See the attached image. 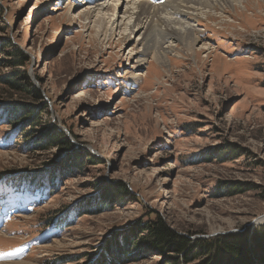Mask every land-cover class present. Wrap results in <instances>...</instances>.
<instances>
[{"label":"rangeland","instance_id":"1","mask_svg":"<svg viewBox=\"0 0 264 264\" xmlns=\"http://www.w3.org/2000/svg\"><path fill=\"white\" fill-rule=\"evenodd\" d=\"M89 1L0 0V66L8 52L27 54L21 84L47 103L36 104L33 127L29 113L13 120L0 100V264H97L125 236L134 259L125 264H162L132 231L156 216L192 242L263 227L264 0L211 21L187 16L212 57L176 47L182 56L169 54V67L153 66L156 50L131 54L138 36L120 44L119 31L104 41L85 29L78 14ZM50 125L95 161L73 168L71 152L39 148ZM46 172L52 188L33 179ZM117 184L131 195L100 198Z\"/></svg>","mask_w":264,"mask_h":264},{"label":"trees","instance_id":"2","mask_svg":"<svg viewBox=\"0 0 264 264\" xmlns=\"http://www.w3.org/2000/svg\"><path fill=\"white\" fill-rule=\"evenodd\" d=\"M6 55L5 65L0 68H10L12 72L0 76V100L6 101L5 105L13 120L22 113H29L30 116L27 117L29 123L36 127L40 110L36 104L39 103L46 109L47 103L37 88L29 89L21 84V79H26L27 76L20 70L27 66L30 59L20 50L8 52ZM16 124L18 122L14 123V125ZM51 143L64 152H71L75 161L73 168L79 165L78 161L84 156L95 161L88 153L76 149L66 135L52 125L44 128L38 147L47 148ZM58 170L61 173V169ZM33 179H37L42 186L50 185L52 188L55 175L46 172L38 177H33ZM102 192L104 197L101 195L100 198L110 201L131 195L127 187L118 184L114 187H106ZM114 193L116 194L113 195ZM74 213L75 210H71L64 219H70ZM148 217L150 218L151 215ZM132 231L134 236H139V241L147 247L148 251L164 259L162 264H264V226L253 232L218 237L213 241L192 242L189 238L170 229L160 216H156L146 222L138 221L132 227ZM126 238L125 243L122 244L117 239L110 242L105 256L101 257L97 264H125L126 261L134 260L130 257L132 254L127 250L130 247V242Z\"/></svg>","mask_w":264,"mask_h":264},{"label":"bare ground","instance_id":"3","mask_svg":"<svg viewBox=\"0 0 264 264\" xmlns=\"http://www.w3.org/2000/svg\"><path fill=\"white\" fill-rule=\"evenodd\" d=\"M120 1L122 2L119 3ZM125 1H89L88 4H85V6L89 5V7L82 8L81 13L78 14V18L86 22L85 29L94 31L95 37L98 39L105 36V39L103 38L104 41L106 39L111 41L117 31L123 35V41L120 44L124 41H130L132 35L138 36L137 40L133 43L134 47L130 53L132 54L138 46L143 48L141 53L137 52L138 57L139 55L140 57H146L151 54L152 50H156V52H153L156 55V62L153 66L163 65L167 67H169L170 62L169 54L174 52L175 57L182 56V53L177 49L179 47L182 48H179V50H186L191 55L197 57L204 55V63L212 57V51L200 41L201 39L197 38L194 25H192L193 22L191 23L186 18L187 16L198 18L201 15L206 17V20L211 21L215 20L218 12L223 14L228 7H232V11L234 12V10L241 9L242 5V0H156L163 3L160 4L163 6L155 9L151 8L147 2L135 0L134 4L128 5L130 8L127 7L129 8L128 11H125L123 14L130 17L124 21L122 18L121 22L118 23V12L123 9ZM131 2L133 1L131 0ZM114 3L119 4L115 5ZM156 7L158 6L156 5ZM153 9H155L154 13L158 17V20L154 17L156 21H153L151 18ZM66 16L71 18L69 14ZM221 18L220 20H222ZM127 32L129 34L124 36ZM156 32L161 37V42H158V45L154 46L151 38L152 34ZM216 60H222L221 55L216 54L213 56L212 61L214 65Z\"/></svg>","mask_w":264,"mask_h":264}]
</instances>
